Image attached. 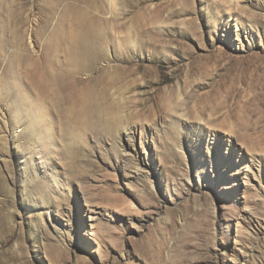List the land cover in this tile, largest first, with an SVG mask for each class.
<instances>
[{"label": "rangeland", "instance_id": "374dc122", "mask_svg": "<svg viewBox=\"0 0 264 264\" xmlns=\"http://www.w3.org/2000/svg\"><path fill=\"white\" fill-rule=\"evenodd\" d=\"M0 264H264V0H0Z\"/></svg>", "mask_w": 264, "mask_h": 264}]
</instances>
